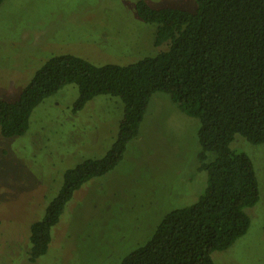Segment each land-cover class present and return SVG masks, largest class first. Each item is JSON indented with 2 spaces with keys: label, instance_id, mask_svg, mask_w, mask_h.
I'll use <instances>...</instances> for the list:
<instances>
[{
  "label": "rangeland",
  "instance_id": "obj_1",
  "mask_svg": "<svg viewBox=\"0 0 264 264\" xmlns=\"http://www.w3.org/2000/svg\"><path fill=\"white\" fill-rule=\"evenodd\" d=\"M180 7L188 0H144ZM137 0H4L0 4V100L15 102L50 58L74 55L93 65L136 62L159 53L156 25L136 15ZM189 6V5H188ZM190 12L194 10L188 7ZM157 50V51H156ZM77 87L65 85L32 112L22 136L0 135V264H121L152 236L164 215L202 193L199 122L155 93L139 136L109 173L75 191L51 229L45 255L28 261V234L57 194L66 169L111 146L122 113L116 97L96 96L72 112ZM231 149L251 160L259 200L250 226L215 264H264V144L235 135ZM206 163L213 158L206 153Z\"/></svg>",
  "mask_w": 264,
  "mask_h": 264
},
{
  "label": "trees",
  "instance_id": "obj_2",
  "mask_svg": "<svg viewBox=\"0 0 264 264\" xmlns=\"http://www.w3.org/2000/svg\"><path fill=\"white\" fill-rule=\"evenodd\" d=\"M188 2L185 9L135 3L137 17L156 25V55L124 66L54 56L34 73L17 101L0 100L3 138L24 135L33 110L65 85L78 90L74 113L101 95L122 104L111 146L103 156L66 169L43 217L30 225L29 262L46 254L51 229L74 192L123 159L155 93L167 94L184 114L198 120V170L205 173V186L194 202L167 212L151 238L121 264H215L212 254L228 249L248 231L246 210L259 200L258 182L250 158L230 144L235 135L264 144V0ZM206 153L213 155L207 163Z\"/></svg>",
  "mask_w": 264,
  "mask_h": 264
}]
</instances>
